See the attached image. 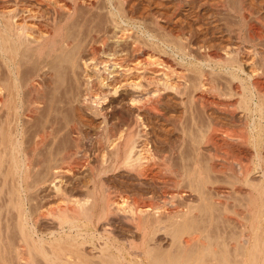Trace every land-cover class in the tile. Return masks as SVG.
<instances>
[{
    "label": "rangeland",
    "instance_id": "1",
    "mask_svg": "<svg viewBox=\"0 0 264 264\" xmlns=\"http://www.w3.org/2000/svg\"><path fill=\"white\" fill-rule=\"evenodd\" d=\"M113 1L112 0H106V1L101 0L96 6H94V8H91V9L87 8V10H85L84 8L80 10L79 14L76 17L77 21L76 19H75L76 22L73 21L75 25L72 22L68 28L71 34H75L79 32V30L83 26L84 27L86 26L85 28L83 27L84 29L89 28L93 30H99V28H101V26H103L104 24L106 26V24L109 21L108 20L109 18H119L120 19L119 21L122 20L124 22L123 23L121 21L123 23L122 24L123 27L127 28L129 26L127 28L128 32L133 34L134 37L136 36V38L137 37L138 39L140 38L141 40L140 42L142 43L143 46L147 48L148 47L153 48L152 50L156 53L154 54L157 60L159 59L158 60L159 62H161V60L163 63L164 61L168 62V65L171 67V70H172L171 74L173 71L178 73V74L176 73L174 74L173 72L174 75L172 74L173 75L172 77L175 78L174 83L176 84V85L174 84L175 93L173 92L174 88H170V90L168 91L167 89L163 88L162 85H159V89H160L159 94L163 92L161 94L163 95L161 96L162 104H163L161 106V108L163 107L161 112H162V115L164 116L156 115L157 117L154 116L152 118H148L149 120L146 119V123L149 129L147 130L149 131L148 132L149 133L148 139L150 140L149 146L151 148L152 155H149L150 158L148 157L147 158L148 160L147 159L143 160L144 165L146 164L145 165L146 170L141 172V171L136 170L133 167L131 168L130 166L123 164L121 159L120 160L114 159L116 161H113V159L111 158V155L108 154L109 152H107L108 149L105 148L107 149L105 150L98 144L96 140L97 136L96 134H94L93 127L97 125V122L99 120L91 121V118H88L89 116L86 115L85 111L83 110V106L80 105L82 104L80 103L82 102L81 99H83L82 97H84L83 96L84 95L83 94L84 93V82L80 78V76L72 72L70 69H66L64 65L61 66V64H58V63L54 65L53 67H51V69L56 68L58 71L56 69L55 70L49 69V71H47L48 67L46 68L47 70L45 69V72L42 74V79L45 85L44 94L46 96L44 95L45 96L44 102L41 105L42 109L39 110V113H35V115L30 114V115L25 116L24 114H22L21 118L18 120V123H19L18 130L21 131L22 126L25 127V128L23 127L24 129H22L21 131L22 135H20V137L22 136L24 138L23 139L21 137L23 141V147H24V150L26 149L25 150L26 152H29L32 150L34 146L33 141H35L36 136L39 133H42L45 128L49 127L50 125H53L54 134H52L47 139L45 147L43 146L44 148L42 147L40 150H38L39 152H37L35 155V158L36 157L38 158L36 159L34 158L32 162L34 163L36 160L37 163L40 162L39 163L40 165L37 164L36 162H35L36 165L35 163L32 164L31 176L33 175L32 176L33 179L30 178V181H29V187L30 185L31 187L28 188L29 191L27 190L28 193L25 194L28 197L24 195V199H25L24 206L27 209V211H29L27 212V216L29 215L28 219H30L28 220V222H30L28 223L29 225L28 228L30 230L31 226L33 225L32 226L33 231L30 230L33 240L35 239L36 241L40 242L38 243L35 241L36 242V243L34 242L35 245L37 244L40 247L42 245L41 248L44 250L46 254H48V256H51L53 254L54 249L57 248L59 244H61L62 246L66 245L67 243L66 240L73 239L75 237L76 231L71 230L70 232V230H68L69 227L68 228L62 227V230H61V226L59 225V222L58 220H56L57 218L54 215L55 212L61 206H63L66 201L69 204V203H72V201L75 199L76 200H79V199L83 200L84 198L92 199V193H91V189L93 188L92 173L90 169L87 167L79 168L76 171L77 173H73V174L70 173V175L67 174L66 175L67 177L66 176L64 177L63 182L66 185L63 184V182L62 184L65 186V189H66L65 191L67 192H65L66 194L64 196L62 195L61 197L65 199L60 198V196L54 192L55 191V189L53 188L54 186L53 187L49 186L50 177H51L50 171L52 170V167L55 165H58V163L59 164L61 163V160H60L61 152L65 150L71 143L73 144V137H72L73 135L70 133V126L73 123H77V124L80 123L79 125H80V128L83 127L81 129L83 130L82 134L84 135V136L81 135V137L83 136L82 137L83 140L81 139L79 141V144H81L80 145L81 150H83V152L87 154L88 159H90L89 161L91 162V164H93V167H98L100 164H105L107 171L105 170L103 172L99 185L103 184L102 187L105 189L106 193L109 192V196H111L113 199H118L124 205L126 204L125 205L126 207H128L129 205V208L135 206L138 203H142L143 201L147 200L146 203L151 205L150 212L152 215H154L155 213H157L158 211L162 209L163 210L170 209V207L171 209H174L175 211L176 210L180 211L181 209H183L184 211H180L181 215L182 214L184 215V213L191 211L189 214L186 215L185 218L183 217V219H181V217L176 215L175 216L176 218L174 217L169 220H166V219L162 220L161 224L160 223L158 224V228L151 233L150 236H152V238L149 237L151 238L149 239V245L151 248L153 247L152 249L154 252L153 255H155V259L156 257L160 258L161 256L163 257H165V255L168 256L169 254L171 259H173L174 257H175L174 258L175 260L178 259L175 264H182V263L183 264L184 263L185 264H195V263L196 264H252V263L253 264H264V201L262 200V198H264V194H263L264 190L262 192V189H264V146L261 147L260 145H256L254 143L256 141L264 140V130H262L259 127L260 126L259 123L260 122L263 123L264 120L261 118L260 113H257L255 117V114H251L250 112H248L243 102V100L245 101L244 95L248 94L249 98H251V96H254V99H255L254 101L256 102L259 99L258 97L259 95L257 93L251 95L252 93L250 92H246V93L242 92L243 84H248L249 82L252 81L251 78H249L250 75L248 74V71H247L248 69L246 68V66L245 67L243 66V69L246 68V70L243 71V69L240 68V64L238 62L235 63L234 67L232 66L230 67L229 64L220 65L219 60L211 56L213 55V53L216 52V53H219V55L221 56L224 55L225 57L224 56L222 57V60H224L228 58V56H231V55L235 56L234 49L240 48L243 46L242 49L240 48L242 51L245 48L244 50H248L251 53H253L255 57H258L256 60L260 64L256 67L259 68L260 70L264 68V62H263L264 55H262L264 54V37H263L264 36V30H263L264 29V26H263L264 25V0L262 1L261 0H256V1L255 0H250V1L245 0L247 3L252 4V6L251 5L250 6L253 8L254 14H253V17L246 16V20H245L246 22L242 21L243 22L242 25L240 24V20L238 19V17L235 16V12L233 11L234 9L232 8V6H235L234 4H238L239 2L238 0H232V1L231 0H223V1L222 0H133V1L127 0L126 1L127 3L125 2V4L121 5L123 7L118 6L119 10L115 7ZM255 16L258 18H256ZM258 19L260 21H257ZM93 20H94V23H92L93 27L92 26L90 27L91 22H93ZM261 22H263V24ZM155 24L158 25L159 27L156 26ZM246 26H248L249 28H251L252 26L253 29L252 28L249 29ZM75 27L79 30L76 31ZM255 27H256V31L254 29ZM83 28L82 30H84ZM258 29L259 31H257ZM248 30L249 31L252 30V31L249 33ZM260 31L261 33L263 32L262 33L263 36L262 34L259 35ZM173 36L175 37V39ZM179 36L180 37L182 36L180 38L181 40L179 39ZM253 36L257 37V39L259 37L258 40L260 41H258ZM261 36L263 39L260 38ZM248 37L250 38L253 37V38L249 39ZM173 39L175 41H173ZM147 40L150 42H148ZM176 42L177 43L184 42L185 45L182 44L181 46L180 45L181 43L177 44ZM149 43H152V44H149ZM148 45H151V46H148ZM183 46H186V47H183ZM234 46L235 47L238 46V47L234 48ZM180 47H183V48H180ZM251 49L254 52L251 51ZM224 50L226 51L225 54H224ZM232 52L234 53V55ZM206 53L209 55H207ZM166 57H168V59ZM216 61H218V63ZM167 62L165 63L167 64ZM261 62L263 64H261ZM216 63L219 65H217ZM60 66L61 67L64 66L63 69ZM224 66H227V67H224ZM241 69L244 73L241 71ZM201 70L204 73L201 72ZM182 71H185V74H187V76L189 75L188 76L189 78L191 77L190 80L187 76L186 77L188 79H185L186 78L185 74H183L184 72ZM199 74L201 76L203 75L205 76L204 78L207 80L206 82L209 81L208 82L209 84L207 83L205 86L207 91H204V92L200 91V92L193 93L192 92L193 89L189 87L191 86V83L195 81L196 77L201 78ZM194 75H195V78H194ZM235 75L238 77H236ZM178 77H180L181 81L177 80L179 79ZM181 78H183L184 81H182L183 79ZM197 80L199 81L200 79H197ZM240 80H242V82H240ZM262 80L264 84V78ZM178 82L182 85L184 84V87L182 88H185V89L179 88ZM187 82L189 83V85H185V84H188ZM182 85H180V87ZM211 85L215 87H212ZM79 86L83 88L80 87L81 88L80 89ZM237 88H238V91H237ZM189 89L191 92L189 91ZM211 89H215V90H211ZM176 90H177V93H176ZM181 90L182 92L183 90H185L188 94L185 93V91L181 93ZM212 91H214L215 93ZM164 93L166 94L164 95ZM240 93L241 95L245 93L244 95H242L243 99H241L242 97L240 96ZM77 94H79L80 96ZM191 94H193L194 96L195 94H200L204 98L203 100L202 99L199 100V98L197 97L194 98L193 95L191 96ZM194 99H198L199 102H197L196 100L195 102ZM204 99L205 100L207 99L206 102ZM214 99L215 101H213ZM210 102L213 105H211ZM217 103L219 104L216 105ZM229 103L230 104L232 103V104L230 105ZM204 104L206 105L205 107L202 106ZM221 104L226 105V106H222ZM207 105L209 106L208 108H206ZM79 106L82 108H80ZM239 106H242V107H239ZM214 107H218L219 110L221 108L222 110V111L220 110L221 113L218 111L217 108L216 110ZM231 107L236 113L233 112L232 109H230ZM234 107H236L237 109L236 108L234 109ZM226 108H228L229 110ZM230 110L232 112H230ZM165 114L167 115L168 118L166 117ZM250 119L252 120L250 121ZM239 120L240 121L242 120V121L240 122ZM253 121L255 124L252 123ZM215 122L216 123L218 122L219 126H217L218 129L214 130V128H217L216 125H218ZM85 124L89 126H86ZM212 124L213 126L211 127ZM220 125L222 127L221 130L223 129L227 133V135L224 133L223 130H222L223 131L222 133L224 134L218 132L220 130L219 129ZM253 125L255 127V130L253 129L254 128ZM90 126L93 130L90 128ZM207 126H209V128L211 129L214 127L212 129L213 131L211 132V129L207 128ZM207 129L210 131H208ZM215 131L217 133H215ZM253 138L255 139V141L253 140ZM244 139H246L247 143L246 142L244 143ZM64 165L75 167L76 163L72 161ZM48 175H50V177ZM37 176L38 177L40 176L39 177L40 180ZM42 176L43 178L48 177L47 180L46 178L43 179ZM195 179L197 180V182L195 181ZM42 180H44L43 183H42ZM84 185L85 186L87 185L88 187L86 186L87 187L86 188ZM106 188L108 189L107 191H106ZM7 190H8V187L6 186L1 193V188H0V201L3 202V204L2 202H0V206L3 205L2 207L3 208L5 207L4 209L0 207L1 208L0 214L3 218L2 219L3 221L1 220L2 221L1 225H3L2 227L5 230L6 227L4 228V226H6L7 224V227H8L7 229H9L7 230V232L13 235L14 233L12 232L15 231L14 236L17 234V237H18V232L15 228L16 212L12 208V206L10 207L6 203V201L8 200V196L6 194ZM259 191L261 192V194ZM66 195H68L69 197ZM2 198L3 200H1ZM62 199L64 202L62 201ZM4 204L8 206L7 210ZM177 207L178 209H176ZM10 208L11 210L9 211ZM10 214L12 216H10ZM33 215H36L37 217ZM41 215H43V217H41ZM4 216H6L7 221ZM178 217H179V222L178 220H175V219H178ZM32 218L34 219L32 220ZM37 218L40 220H36ZM10 220H12L13 222ZM185 220H186V223H185ZM35 221H38V222H35ZM4 222H7V223L5 224ZM11 223L12 224L14 223L13 224L14 227ZM176 223L177 224L179 223V225L177 226ZM82 224H87V222L84 221L82 222ZM88 225L89 226L83 230L84 235H81L79 237V240L81 242L82 240L84 242L86 241L84 249L89 255H93V254L95 255L97 253V250L94 247L100 246L102 244L100 243V241L103 242V240H101L99 237V231H102V226L111 229V231L113 230L114 234L118 237L120 242H125L129 244L130 240H136L137 242L141 240V237H140L141 235H138L140 233L135 229V227L132 224L127 222L122 217H111L110 219H108V222L103 221L98 226L99 228L97 232L95 231L94 229L95 227L93 225H90V224ZM34 227L36 230L34 229ZM90 231L91 233L97 234L96 236L97 238L95 237V239L92 240L91 243L89 241ZM67 232H68V235H67ZM185 232H188V233H185ZM245 232H248L247 234L250 235V240L248 244L245 243L244 239L242 240L244 234H246ZM5 233H6V230H5ZM34 233H36L37 235ZM70 233H72L73 235ZM14 236H12L11 238V235H10L9 237L10 239H13L16 237ZM189 236L191 237V239ZM38 237L39 239H37ZM63 237H65L64 238L65 242L62 240ZM183 238L187 240L189 239L190 244L192 242L193 243L191 245L190 244L182 245L185 240V239L183 240ZM179 239H182V241H180ZM61 240L63 241V243ZM173 241L176 242V245H174L175 243ZM51 249H53V251ZM192 249H195V250H192ZM37 250H39V248ZM37 250L34 249L33 251L32 249L33 252L30 253L31 251H28L27 249L29 254L32 256L30 257V255H28V259L26 260H22V259H24L27 256V253H28L27 251H26L25 257L22 258L21 260L20 259L14 260L13 258L12 259L13 261L9 260L10 263L8 262V260H6L4 263L5 264H15V263L16 264L18 263L19 264H51V261H49V259L45 257L41 253L40 250L39 251ZM177 250H180V251H177ZM47 251H49V253ZM199 255L200 256L203 255V256L199 257ZM192 256H193V259L190 258ZM41 257L43 259L45 257V259L47 260L45 259L43 260ZM188 258H190L191 261ZM195 258L196 259L198 258L197 262ZM185 259L186 261H184ZM97 261L98 260H96V262ZM150 262L152 264V262L154 263V260L152 259V261Z\"/></svg>",
    "mask_w": 264,
    "mask_h": 264
},
{
    "label": "bare ground",
    "instance_id": "2",
    "mask_svg": "<svg viewBox=\"0 0 264 264\" xmlns=\"http://www.w3.org/2000/svg\"><path fill=\"white\" fill-rule=\"evenodd\" d=\"M100 1L101 0H0V188H1V193H2L3 189L6 186L8 187V190L6 192V194L8 196V200L6 201V203L8 206H10V207L12 206V208L16 212V214H15L16 215L15 216V218H16L15 228L18 232V237H17V234L15 235L16 237L14 236L15 231L12 232V233H14L13 235L9 234V232H7V230H9V229H7L8 228L7 224H6L7 222H4L6 224V226H4V228L6 227V229H5L6 233H5V230L2 227L3 225H1L3 218L0 214V264H3L6 260H8V262H9V260L11 261L13 258H14V260L15 259L21 260L22 258L25 257L27 249H28V251H31L30 253H32L34 251V249L37 250L38 248L41 251V253L45 257H47L49 259V261H51V264H99V263L100 264H103V263L104 264H151L150 261H152V259L154 260V263L152 262V264H175L176 261L178 260V259L175 260L174 259L175 257L173 259H171L169 254H168V256L165 255L166 258L161 256L160 258L156 257V259H155V255H153L154 254L153 249H152L153 247L151 248L149 245V239L152 238V236H150V235L154 230H156L158 228V224L159 223L161 224L162 220L172 219L176 215L181 217V219H183V217L185 218L186 215L189 214L191 211L190 212L188 211V212L184 213V215L183 214L181 215L180 211H184L183 209H181L180 211H178V210L175 211L174 209H171V207H170V209H166V210L162 209V210L158 211L157 213H155L154 215H152L150 212L151 211V205L146 203L147 200L146 201L142 200L143 201L142 203H138L133 207L130 206L131 208H129V205H128V207H126L125 206L126 204L124 205L118 199H113L111 196H109V192L106 193L105 189L102 187L103 184L99 185L100 179L102 178V174L106 170L105 164L99 163L100 165L98 167H93V164H91V162L89 161L90 159H88L87 154L85 152H83V150H81V147H80L81 144H79V141L82 139V137L84 135L82 134L83 130L81 128H83V127L80 128V125H79L80 123L79 124L73 123L70 126V133L73 135L72 136L73 137V144L71 143L65 150H63L61 152V154H60L61 163L60 164L58 163V165L54 164L55 166H53L52 170L50 171L51 177H50V175H48L50 177L49 186L50 187L54 186L53 187L55 189L54 192L57 195H59L60 198H63L61 196L62 195L64 196L66 194L65 192H67V191H65L66 189H65V186L63 185V184H65L63 182L64 177L67 174L70 175V173H72V174L77 173L76 172L77 169L83 168V167L89 168L91 173H92V181H93V188L91 189L92 199H86V198H84L83 200L82 199H79V200L75 199L72 201V203H69L70 205L66 201L65 202L66 205L64 204L63 206H61L54 214L55 217L57 218V219L56 218L55 219L58 220L59 225L61 226V230H62V227H67V228L69 227L68 230H70V232H71V230L76 231L75 237L71 240H66L67 241L66 245L62 246L61 244H59L58 247L56 245L57 248L54 249L53 254L51 256H48V254H46L44 252V250L41 248L42 245H41V247L37 244L35 245V243L38 241H36L35 239L33 240V237H32L31 231H30V230H32V226H33L32 223L34 221L31 223V225H32L31 229L29 230V228H28V226H29L28 223H30V222H28V220H30V219H28L29 215L27 216V212H29V211H27V209L24 206V200H25L24 195L26 193H28L27 190H28V188L31 187V185L29 187L30 178H32V176H33V175L31 176V174H32L31 173V167H32V164H34L36 162V160L34 163H32V162L35 158L36 153L39 152L38 150H40L43 146L45 147L47 139L54 133H53V125H50L49 127H47L48 126L47 125L48 123H47L46 124L47 128H45L42 133H39V134L37 133L38 135L36 134L37 136H36L35 141L32 140L34 142V146L32 145L33 146L32 150L29 152H26L25 151L26 149L24 150V147H23V141H22L23 137L22 136H21L22 138L20 137V135H22L21 131L25 127L22 126L21 131H19L18 130V125H19L18 120L21 118L22 114H24L25 116L30 115V114L35 115V113H39V110L42 109L41 105L44 102V97L46 96L44 94L45 85H44V81L42 79V74L45 72V69L47 67H48V70L47 69L46 70L49 71V69H51V67H53L54 65H56L58 63V64H61V66L64 65L66 69H70L72 72H74L80 76V78L84 82V93H83L84 97H82L83 99H81L82 102H80V101H78V102L82 103L80 105L83 106V110L85 111L86 115L89 116L88 118H91V121L99 120L95 127L92 126L94 130L90 126V128L94 131V134H96V136H97L96 140H97L98 144L102 148L108 149L107 152H109L108 154L111 155V158L113 159V161L121 159L123 164L128 165L131 168L133 167L136 170L141 171V172L146 170L145 169L146 164L144 165L143 160L147 159L149 157V155H152L151 154L152 151H151V148L149 146L150 145V140L148 139V134H149L148 132L149 131H147L149 129H148V125L146 123V119L152 118L156 115L157 116L158 115L164 116V115H162V112H161L162 108H163V107L161 108V106L163 105L162 104V97H161L163 95H161V94L163 92L161 94H159V91H160L159 85H162L163 88L167 89L168 91L170 90V88H174V90L173 89L172 90H173V92L175 91V85H176L174 83L175 78L172 76L175 73L176 74H178V73L173 71L174 74L172 72V74H173L172 75L171 74L172 70H171V67L168 65V62L164 61V60H163L164 63L162 62V60H161V62H159L158 61L159 59L157 60V58L155 56L156 53L152 50L153 48L152 47L147 48V47L143 46L142 43L140 42L141 41L140 38L138 39V37L136 38V36L134 37L133 34L128 32L127 28L129 26L127 28L123 27L122 24L124 22L122 20L121 21L123 23L121 21H119L120 20L119 18H109L108 19L109 21L106 24V26L104 24L103 25L104 27L101 26V28H99V30H93V29H89V28L84 29L86 26L85 27L83 26L84 28L81 27V29L79 30L75 27L76 29L75 28L74 29L76 31L79 30V32H77L75 34H71V32L68 28H69L70 24L73 21H75V19L77 21L76 17L79 14L80 10H82L84 8H85V10H87V8H90V9L94 8V6H96ZM126 1L127 0H114L113 3L115 5V7L118 9L122 4H125ZM238 1H239L238 4H234L235 6H232V8L234 9L233 11L235 12V16L238 17V19L240 20V24L242 25L243 22H246L245 21L246 16H252L253 17L254 10L251 7L252 4L247 3L245 0H238ZM233 3H234V1H233ZM121 7H123V6H121ZM128 8H129V6H128ZM89 14H90V12H89ZM256 18H258V17H256ZM247 20H249V19H247ZM87 21H89V20H87ZM257 21H260V20L258 19ZM84 23H86V22H84ZM87 23H89V22H87ZM92 23H94V20H93V22H91L90 27L92 26ZM261 23L263 24V22H261ZM81 24H80V26H81ZM262 24H261V26H262ZM74 25H75V23H74ZM249 25H251V24H249ZM156 26H158V25H156ZM248 26H246V27L249 28ZM82 28L84 30H82ZM251 28H252V26H251ZM251 28H249V29H251ZM254 29L256 31V27ZM150 31H152V30H150ZM239 31H241V30H239ZM248 31H247V33H248ZM251 31H249V33ZM257 31H259V29ZM229 32H231V31H229ZM171 33H169V34H171ZM262 33L260 31L259 35ZM256 36H258V35H256ZM262 36H263V34H262ZM262 36L260 38H262ZM181 37L179 36V39ZM248 38L252 39L250 37H248ZM254 38L257 39V37H254ZM174 39H175V37H174ZM174 39H173V41H175ZM258 39H259V37H258ZM258 41H260V40H258ZM148 42H150V41H148ZM148 42H147V44H148ZM184 42L181 44L179 42L178 43L182 46V44L185 45ZM144 43H146V42H144ZM152 43H149V44H152ZM187 43H188V41H187ZM238 45H240V44H238ZM148 46H151V45H148ZM183 47H186V46H183ZM183 47H180V48H183ZM236 47H238V46H236ZM236 47L234 46V48H236ZM242 47H240V48L242 49ZM240 48L234 49L235 56H232V55L228 56V58H226L224 60H222V57L224 56L223 54H222L223 56H221V55H219V53L215 52V53H213V55H211V54L210 55L213 56L214 58H217L219 60L220 65L229 64L230 67L231 66L234 67L235 63L238 62L240 64V68L243 69V66L244 67L246 66V68L248 69L247 70L248 74L250 75L249 78H251L252 81L251 82L248 81L249 82L248 84H243L242 92H245V93L250 92V93H252L251 95L257 93L259 95L258 96L259 99L256 102V101H254L255 100L254 96H251V98H249L248 94L244 95L245 93H243L242 95L245 96V101L243 100V102H244L245 108L248 110V112H250L251 114H255V117H256L257 113H260L261 118L264 120V84H263V80H262L264 78V68L262 70H260L259 68L256 67L260 64L256 60L258 57H255V55L253 53H251L250 51L244 50L245 48L243 49V51ZM205 51H206V49H205ZM251 51H253V50L251 49ZM225 52L226 51L224 50V54H225ZM255 52H257V51H255ZM229 53H231V52H229ZM207 55H209V54H207ZM233 55H234V53H233ZM262 55H264V54H262ZM256 56H258V55H256ZM166 58L168 59V57H166ZM165 62H167V64ZM216 62L218 63V61H216ZM256 63H257V65H256ZM261 64H263V63L261 62ZM217 65H219V64H217ZM63 67H61V68L63 69ZM224 67H227V66H224ZM228 68H229V66H228ZM246 68H244L243 71H245ZM53 69L55 70L56 68H53ZM53 69H51V70H53ZM242 69H241V71H242ZM182 72H184L183 74H185V71H182ZM201 72H203V71L201 70ZM67 73H69V72H67ZM209 73H210V71H209ZM186 76H187V74H185V77ZM187 77L185 79L189 78V77L188 78ZM204 77H205L204 75L201 76V78L196 77L197 79H200L198 81L194 75L196 82L194 81L191 83L190 87L188 86L189 88L193 89L192 90L193 93L200 92V91L201 92L207 91L205 86L209 81L206 82L207 80ZM236 77H238V76H236ZM178 78L179 79H177V78L176 79L181 81L180 77H178ZM190 78H189V80H190ZM194 78H192V79H194ZM58 79H59V77H58ZM181 79H183V78H181ZM182 81H184V79ZM240 82H242V80H240ZM180 85H182V84L179 83V86L178 85L177 86L181 89H185V88H182V87H184V84L181 87H180ZM185 85H189V83L185 84ZM81 86H83V85H81ZM81 86H79V88ZM162 86H160V87H162ZM212 87H215V86H212ZM81 88H83V87H81ZM73 89H74V87H73ZM215 89H211V90H215ZM184 91L185 90H183V92ZM189 91H190V89H189ZM237 91H238V88H237ZM183 92L181 90V93H183ZM212 92H214V91H212ZM176 93H177V90H176ZM185 93H187V92L185 91ZM79 94H77V95H79ZM165 94L166 93H164V95ZM192 95L193 94H191V96ZM213 95H215V94H213ZM238 95H239V93H238ZM242 95L240 93V96L242 97L241 99H243ZM193 97L194 98L197 97V98H199V100H201V99L203 100V98H204L200 94H195V96L193 95ZM195 100L197 102H199L198 99H194V101ZM206 100H205V102H206ZM213 101H215V99ZM211 102H212V100H211ZM211 102H210V104H211ZM216 102H217V100H216ZM51 104H52V102H51ZM218 104L219 103H217L216 105H218ZM211 105H213V104H211ZM240 105H242V104H240ZM244 105H243V107H244ZM202 106L205 107L206 105L204 104ZM222 106H226V105H222ZM208 107L209 106L207 105L206 108H208ZM239 107H242V106H239ZM80 108H82V107H80ZM214 108L218 109V107H214ZM235 108L236 107H234V109ZM224 109H225V107H224ZM226 109H228V108H226ZM230 109H232V107ZM220 110H221V108H220ZM220 110L218 109V111L221 113L222 110L221 111ZM243 110H245V109H243ZM230 112H232V111L230 110ZM233 112H235V111L233 110ZM49 113H50V111H49ZM234 115H233V117H234ZM249 116H250V114H249ZM252 116H254V115H252ZM260 116H258V117H260ZM82 117H84V116H82ZM166 117H167V115H166ZM226 120H228V119H226ZM251 120L252 119H250V121ZM20 122H22V121H20ZM57 123H59V122H57ZM208 123H210V122H208ZM247 123H249V122H247ZM252 123H254V121ZM252 123H250V124H252ZM87 124H88V122H87ZM87 124H85V125L89 126ZM216 124H218V125H216V127L219 126L218 122ZM259 124H260L259 127L262 130H264V122L263 123L260 122ZM212 126H213V124L211 125V127ZM253 127H254V125H253ZM207 128H209V126H207ZM221 128L222 127L220 125L219 129L221 130ZM41 129H42V127H41ZM209 129H211V128H209ZM212 129H211V132L213 131ZM215 129H218V127L214 128V130ZM253 129L255 130V127ZM220 130L218 131L220 133H222L224 131L223 129H222L223 131L222 130L220 131ZM225 130H226V128H225ZM250 130H251V128H250ZM208 131H210V130H208ZM216 131H215V133H217ZM57 132H58V130H57ZM151 132H153V131H151ZM224 133L227 135V133L225 131H224ZM224 133H222V134H224ZM88 134H89V132H88ZM81 135H83V136L81 137ZM253 136H254V134H253ZM254 138H253V140L255 141ZM245 142H246V139H244V143ZM254 143L256 145H260L261 147L264 146V140L256 141ZM254 147H255V145H254ZM107 149H105V150H107ZM160 155H161V153H160ZM157 157H159V156H157ZM36 158H38V157H36ZM106 159H107V157H106ZM114 159H116V160H114ZM58 160H59V158H58ZM72 161L76 163L75 167H70V166L64 165V164L72 162ZM36 163H35V165H36ZM39 163H37V164H39ZM37 168H38V166H37ZM240 168H238V169H240ZM160 177H162V176H160ZM187 177H188V175H187ZM42 178H43V176H42ZM45 178H43V179H45ZM47 178H46V180H47ZM39 180H40V178H39ZM43 181L44 180H42V183H43ZM155 181H156V179H155ZM195 181L197 182L196 179H195ZM62 182H63V184H62ZM34 185H36V184H34ZM105 185H104V187H105ZM194 185H196V184H194ZM49 186H48V188H49ZM107 190L108 189L106 188V191ZM263 190L264 189H262V192H263ZM260 194H261V192H260ZM25 196L28 197L27 195H25ZM66 196H68V195H66ZM63 199H65V198H63ZM63 199H62V201H63ZM1 200H3V198ZM262 200L264 201V198H262ZM0 202H2V201H0ZM2 204H3V202H2ZM173 204H174V202H173ZM262 204H263V202H262ZM2 206H0V207H2ZM8 206H6V210L8 209ZM40 209H42V208H40ZM176 209H178V207ZM10 210H11V208L9 209V211ZM4 213H6V212H4ZM178 214H180V215H178ZM37 215H38V213H37ZM10 216H12V215L10 214ZM10 216H8V217H10ZM33 216L37 217L36 215H33ZM4 217L6 218V216H4ZM41 217H43V215H41ZM111 217H122L127 222L132 224L135 227V229L140 233L138 235H141L140 236L141 240L137 242L136 240H130L129 239L130 240L129 244H127L125 242H120L118 237L114 234L113 230L111 231V229L102 226V231H99V237L101 240H103V242L100 241V243H102V244L98 247H94L97 250V253L95 255L94 254L89 255L86 252V250L84 249L86 241L84 242L81 239L82 240V242H81L79 240V237L81 235H84L83 230L89 226L88 224H90V225H93L95 227L94 229L97 232V230L99 228L98 226L103 221L108 222V219H110ZM179 217H178V219H175V220H178V222H179ZM33 219L34 218H32V220ZM36 220H40V219L37 218ZM6 221H7V218H6ZM10 221H12V220H10ZM84 221L87 222V224H82V222H84ZM35 222H38V221H35ZM185 223H186V220H185ZM176 225L178 226L179 223L178 224L176 223ZM183 225H184V223H183ZM13 227H14V225H13ZM179 228H181V227H179ZM179 228H177V229H179ZM34 229H35V227H34ZM39 229H41V228H39ZM35 230H34V232H35ZM63 231H64V229H63ZM190 232H189V234H190ZM36 233H34V234H36ZM185 233H188V232H185ZM245 233L246 234H244L242 240L244 239L245 243L248 244L249 240H250V235L247 234L248 232H245ZM8 234H9V236L11 235V238H12V236H14L15 238L10 239ZM70 234H72V233H70ZM67 235H68V232H67ZM85 235H87V234H85ZM181 235H182V233H181ZM96 236H97V234L91 233V231H90V240H89L90 243L92 240L95 239ZM65 237H63V239L62 238L61 239L64 241ZM149 237H151V238H149ZM191 237H190V239H191ZM83 238H84V236H83ZM37 239H39V237ZM175 239H176V237H175ZM184 239L185 238H183V240ZM179 240L182 241V239H179ZM63 241H62V243H63ZM189 241H190L189 239L188 240L185 239L184 243L182 245L190 244ZM38 243H40V242H38ZM56 243H57V241H56ZM174 243H175L174 245H176V242H174ZM91 246H92V244H91ZM32 249H33V251H32ZM195 249H192V250H195ZM39 250H37V251H39ZM51 250L53 251V249H51ZM177 251H180V250H177ZM47 252L49 253V251H47ZM157 253H158V251H157ZM28 255H30L29 252L27 253V256H26L27 258L25 257L22 260L28 259ZM31 256L32 255H30V257ZM180 256H181V254H180ZM201 256H203V255H201ZM201 256L199 255V257H201ZM45 257H44V259H45ZM190 258L193 259V256ZM190 258H188V259L191 261ZM197 259H196V262H197ZM45 260H47V259H45ZM96 260H98L99 262L98 261L96 262ZM184 261H186V259ZM193 261H195V260H193ZM17 262H18V260H17ZM254 263H255V261H254Z\"/></svg>",
    "mask_w": 264,
    "mask_h": 264
}]
</instances>
